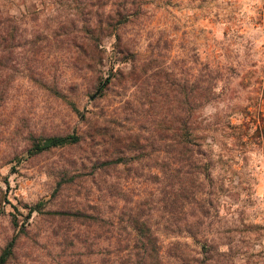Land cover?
I'll use <instances>...</instances> for the list:
<instances>
[{
    "label": "rangeland",
    "instance_id": "1",
    "mask_svg": "<svg viewBox=\"0 0 264 264\" xmlns=\"http://www.w3.org/2000/svg\"><path fill=\"white\" fill-rule=\"evenodd\" d=\"M116 3L140 8L120 33L175 87L218 77L217 98L199 115L210 182L223 191L203 240L159 228L164 255L180 242L188 252L205 248L202 264H264V0H0V27L11 16L17 37L8 57L0 48V258L14 242L7 264H114L108 244L98 255L93 228L71 216L109 203L110 181L158 221L155 109H131L143 101L136 86L108 84L109 61L90 68L82 52L93 49L61 42L77 34L61 26L105 22ZM95 37L113 56L116 37ZM131 67L117 64L113 73ZM107 124L140 138L142 148L117 169L106 166L105 145L88 139L95 125ZM74 134L84 141L35 148L42 138Z\"/></svg>",
    "mask_w": 264,
    "mask_h": 264
},
{
    "label": "trees",
    "instance_id": "2",
    "mask_svg": "<svg viewBox=\"0 0 264 264\" xmlns=\"http://www.w3.org/2000/svg\"><path fill=\"white\" fill-rule=\"evenodd\" d=\"M114 6L105 22L99 20L94 24L89 19L80 27L74 24L61 26L60 29L67 34L70 28L77 33L72 39L61 42L81 52L93 49L92 56L82 52V59L90 68L104 66L109 61L108 84L113 82L114 86L120 88L129 83L131 87L136 86L143 101L136 100L131 109L145 113L144 106L147 104L155 109L158 117L153 139V143L158 144L155 157L158 170L155 209L160 216L155 224L152 223L151 217L144 213L142 204L129 199L120 181L109 182L106 189L111 198L109 203H97L91 215L79 212L71 216L93 228L94 240L97 241L93 246L99 250L98 255L103 250L99 247L108 244V248L112 249L110 254L114 264H202L205 248L188 252L180 242L172 243L168 256L164 255L163 233H160L159 228L163 226L166 235L190 237L196 242L197 239L206 238L210 216L217 207L218 195L223 188L217 189L210 182L209 164L205 161L202 149L206 129L200 120L199 111L207 103L216 100L218 77L209 79L207 84L196 79L187 88L175 87L173 78L157 68L153 58L141 62L139 54L135 53L130 42L120 33V30L132 23V18L139 13L140 8L134 11L117 3ZM3 22L4 28L0 27V48H3V55L8 57L12 54L13 42L17 37L15 28L10 26L13 22L11 16L5 17ZM104 32L116 37L114 55L110 58L103 55L104 51L100 50L101 40L95 37ZM127 63H132L130 71L119 68L113 73L117 64ZM150 71L152 74L146 77ZM260 123L264 134V115H261ZM94 127L88 139L95 145H105V157L110 159V163L105 161L108 164L106 166L112 169L125 166L132 160L130 154L142 148L139 136L122 132L116 125ZM120 127L124 126L121 124ZM84 139L77 134L52 136L40 139L35 148L38 152L50 151L78 145ZM204 244L207 247V240ZM13 248L14 242H11L0 258V264L8 263Z\"/></svg>",
    "mask_w": 264,
    "mask_h": 264
},
{
    "label": "water",
    "instance_id": "3",
    "mask_svg": "<svg viewBox=\"0 0 264 264\" xmlns=\"http://www.w3.org/2000/svg\"><path fill=\"white\" fill-rule=\"evenodd\" d=\"M100 90L101 89H99V91L92 97V100H94L98 96V94L100 93Z\"/></svg>",
    "mask_w": 264,
    "mask_h": 264
}]
</instances>
